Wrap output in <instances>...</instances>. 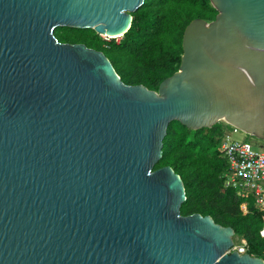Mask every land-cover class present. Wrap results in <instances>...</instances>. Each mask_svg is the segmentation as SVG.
I'll return each instance as SVG.
<instances>
[{"label": "water", "instance_id": "obj_1", "mask_svg": "<svg viewBox=\"0 0 264 264\" xmlns=\"http://www.w3.org/2000/svg\"><path fill=\"white\" fill-rule=\"evenodd\" d=\"M144 0H0V264H264L234 230L180 213L183 181L154 168L170 121L264 140V0H210L157 90L56 26L118 38Z\"/></svg>", "mask_w": 264, "mask_h": 264}, {"label": "trees", "instance_id": "obj_2", "mask_svg": "<svg viewBox=\"0 0 264 264\" xmlns=\"http://www.w3.org/2000/svg\"><path fill=\"white\" fill-rule=\"evenodd\" d=\"M216 14L210 0H144L131 12L130 26L121 37L105 38L92 28L69 26H56L53 34L58 41L80 42L103 51L125 84L157 90L180 65L186 25L195 18L213 20ZM226 125L217 121L210 127L191 129L170 121L154 168L170 165L180 175L185 189L181 214H208L215 222L230 225L246 239L249 253L262 256L264 239L259 229L263 212L251 195L240 196L235 188L224 186L228 162L217 146Z\"/></svg>", "mask_w": 264, "mask_h": 264}, {"label": "built area", "instance_id": "obj_3", "mask_svg": "<svg viewBox=\"0 0 264 264\" xmlns=\"http://www.w3.org/2000/svg\"><path fill=\"white\" fill-rule=\"evenodd\" d=\"M217 151L228 162L223 173L224 186L235 188L240 196L251 195L263 212L259 234L264 239V144L257 150L248 139L236 140L224 131ZM241 209L246 211L245 203L241 204ZM233 237L235 240L227 252L249 253L246 239L235 233ZM260 257L264 259V250Z\"/></svg>", "mask_w": 264, "mask_h": 264}, {"label": "rangeland", "instance_id": "obj_4", "mask_svg": "<svg viewBox=\"0 0 264 264\" xmlns=\"http://www.w3.org/2000/svg\"><path fill=\"white\" fill-rule=\"evenodd\" d=\"M104 37L109 38L107 36H104ZM220 121H223V120H220ZM225 132L228 133L233 139H236V140H242L245 138L248 139L251 142V144L254 146V148L257 150L260 149V146L264 144V140L256 138L253 135H249L245 133L244 131L240 130L239 128L234 127L232 125H226ZM233 240H235L234 237H233Z\"/></svg>", "mask_w": 264, "mask_h": 264}]
</instances>
